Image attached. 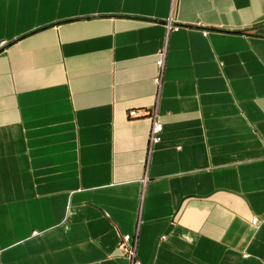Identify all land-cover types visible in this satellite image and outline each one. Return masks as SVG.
I'll return each mask as SVG.
<instances>
[{"label": "crops", "instance_id": "obj_1", "mask_svg": "<svg viewBox=\"0 0 264 264\" xmlns=\"http://www.w3.org/2000/svg\"><path fill=\"white\" fill-rule=\"evenodd\" d=\"M123 235L264 264V0H0V264H129Z\"/></svg>", "mask_w": 264, "mask_h": 264}, {"label": "built area", "instance_id": "obj_2", "mask_svg": "<svg viewBox=\"0 0 264 264\" xmlns=\"http://www.w3.org/2000/svg\"><path fill=\"white\" fill-rule=\"evenodd\" d=\"M167 29L168 32L178 31L179 27L173 26L171 22H168ZM164 61H165V51L161 50L159 52V58L156 61V67L158 69V73L154 80L158 87L160 86L162 80ZM144 115L147 116L150 120V132L148 137V144H149V148H151L153 145L159 143L161 140L162 124L158 119V113L156 108H153L149 113ZM128 116L135 118V117H139V114L137 113V111L132 110L128 113ZM252 223L253 225H256L258 223V220L253 219ZM118 248L122 252V254L128 259L129 264H142L138 260L136 255V240L134 236H130V235L121 236L120 241L118 243Z\"/></svg>", "mask_w": 264, "mask_h": 264}]
</instances>
